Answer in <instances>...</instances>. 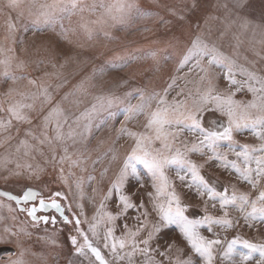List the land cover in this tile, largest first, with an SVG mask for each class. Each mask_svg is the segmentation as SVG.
<instances>
[{
    "label": "snow or ice",
    "instance_id": "snow-or-ice-1",
    "mask_svg": "<svg viewBox=\"0 0 264 264\" xmlns=\"http://www.w3.org/2000/svg\"><path fill=\"white\" fill-rule=\"evenodd\" d=\"M236 7H243L240 0H237ZM13 12L16 20L25 19L26 23L21 25L24 31L29 30L30 24L36 31L55 30L59 26L62 32H67L69 29L64 28V20L70 21L73 16H77L78 26L89 40L101 35L105 39H114L108 29L127 27L137 19L147 18L136 0H92V3H86L85 0H6V3L0 5V13L6 15L7 31L4 37L6 43H0V55H3L0 58V77L13 83L23 79L13 71L15 58L6 55L14 51L12 45L17 43V27L11 16ZM250 25L264 35V22L254 24L244 19L241 27L247 29ZM152 56L155 58L154 52ZM190 64L189 71L198 70L199 84L203 86L197 87L194 94L189 91L184 95V89H181L177 96L183 98L174 97L170 101L169 91L176 86V79L172 78L162 93L153 90L146 96L140 91L139 103L129 105L123 111L124 123L117 130V139L127 136L132 139L133 146L122 158L111 147L104 153L105 156L111 154L112 161H118L117 171L91 219L85 214L83 203L76 204L80 210L77 216L72 204L65 203L68 197L60 191L45 198L41 192L28 188L19 196L0 191V197L14 201L19 211L30 218L28 222L33 227L41 223L55 227L58 222L72 225L68 236L71 248L87 264H137L134 260L137 255L143 258L139 264H172V258L168 254L171 244L163 251L159 245L153 247V241L159 239V234L165 230H177L185 242L184 248L178 246L177 250L185 253L186 258L178 257L175 264H213L218 247L220 259H226L230 264H264V243H254L240 235L231 240L226 237L222 240L215 230L226 232L230 229L264 227V76L241 70L240 75L245 79H237L235 60L221 51L215 41L201 37L192 42L179 61L177 70ZM126 66L127 62L119 65L122 68ZM15 67L19 69L22 64H16ZM28 83L34 86L36 81L29 80ZM242 91L251 93L252 99H235L236 94ZM5 96L8 98V107L5 108L3 102H0V112H6L8 118L0 119V130L7 131L13 120L31 124L25 110L34 107V104L27 101L35 100V95L10 88ZM45 96L50 101L46 91ZM95 99L96 103L90 110L86 109L75 118V128L68 123V115L57 104L43 117L40 136L31 130L26 132V136L36 140L39 145L48 146L51 156L46 158V163H51L54 167L61 166L60 177L65 184L68 180L64 176L62 165L68 163L70 167H78L82 163V156L74 159L73 154L69 153L68 141L75 144L90 137L93 134L92 113L111 107L114 103L112 97L97 96ZM206 113L211 114L207 126ZM114 115L110 112L109 118ZM140 117L144 118L142 131H133L127 127L128 122ZM82 120L84 122L80 123ZM106 126L107 120L95 125L97 130ZM248 134L258 143L237 141L236 136ZM185 136L193 139L186 141ZM58 148L63 153L59 158ZM21 149L24 150V156H30L34 151L44 155L40 148L27 139L19 142L17 152ZM229 154L234 159H229ZM189 156H198L204 159V163L197 164ZM9 163L12 160L7 156L0 159V167L7 168ZM16 167L20 168L21 165L17 163ZM23 167L30 172L39 169L38 165L33 169L31 164ZM205 168L209 170L207 178L202 174V169ZM172 171L175 172L181 189L186 190V198H200L198 203L191 205L190 214H186L189 213V206L182 204L177 185L167 175ZM107 172L108 169L105 168L101 176ZM145 179L151 180L153 189L147 193L151 211L143 199L135 203L125 191L126 187L131 186L132 180L143 188ZM237 183L247 190L238 192ZM79 187L77 183V188ZM79 199H84L82 192ZM109 200L116 204L115 214L107 211L106 202ZM201 205L202 215L199 214ZM217 206L222 215L210 214V208L217 210ZM0 207L3 205L0 204ZM8 210L13 211L11 205H8ZM129 210L139 213L135 218L137 225L129 228L125 223L123 234L117 237L115 222ZM231 212L239 215L232 217ZM66 213H72L71 217ZM81 216L84 217L83 220ZM12 219L15 220V216ZM84 224H87V229L83 227ZM102 224L108 225L103 233L100 231ZM204 231L211 235H204ZM20 235L30 237L31 233L24 227L17 230L4 227L0 232V245L15 244L19 249L18 252L4 249L7 258L0 255V264H29L25 259L29 249L22 246ZM241 247L246 251H241ZM83 261H70V264H83Z\"/></svg>",
    "mask_w": 264,
    "mask_h": 264
},
{
    "label": "rangeland",
    "instance_id": "rangeland-1",
    "mask_svg": "<svg viewBox=\"0 0 264 264\" xmlns=\"http://www.w3.org/2000/svg\"><path fill=\"white\" fill-rule=\"evenodd\" d=\"M85 2L92 3V0ZM240 2L243 7H236L237 0H136L147 18L137 19L127 27L116 26L108 29L110 35L114 37L111 40L105 39L102 35L89 40L79 28L77 16H73L70 21L64 20V28L69 29L67 32H62L59 26L55 30L36 31L30 24L29 30L24 31L21 25L26 23L25 19L16 20V14L11 13L17 27V43L12 45L14 51L6 55L15 58L13 71L23 79L13 83L0 77V102H3L5 108L8 107V98L5 94L10 88L34 94L36 99L28 100L27 102L34 104V107L25 110L31 119V124L13 120L12 126L7 131L0 130V159L7 156L12 160L7 168L0 167V188L20 195L25 187H33L45 198L60 191L68 197L65 203L72 204L77 216L80 210L76 204L83 203L85 214L91 219L95 208L99 206L100 199L110 186V180L115 179L117 171L118 161H112L111 154L105 156L104 153L111 147L118 157L122 158L133 146L132 139L127 136L117 139V130L124 123L123 111L129 105L139 103L138 93L143 91L146 96L153 90L162 93L171 83L172 78L176 79V86L169 91L170 101L174 97L183 98L177 96L181 89H184L186 95L189 91L194 94L197 87H203L199 84L198 70L189 71L191 64L177 70L179 61L197 37L215 41L221 51L235 60L237 79H245L240 75L241 70L264 76V35L251 25L247 29L241 27L244 19L254 24L264 22V0H240ZM4 3L6 0H0V5ZM5 20L6 15L0 13V43H6L4 42V37L7 35ZM153 52L155 58L152 56ZM0 58H3V55H0ZM125 62H127L126 67H119ZM16 64H22V67L17 69ZM214 71L219 70L214 69ZM29 80L36 81V84L30 85ZM221 84L223 85V81ZM45 91L50 101L46 99ZM97 96L112 97L114 103L111 107L92 113L93 134L90 137L75 144L68 141L69 153L73 154L74 159L82 156V163L78 167H70L68 163L62 165L64 176L68 180L65 184L60 177L61 166L54 167L51 163H46V158L51 156L48 146L39 145L36 140L26 136V132L31 130L35 135L40 136L43 117L57 104L64 109L69 118L68 123L75 128L77 126L73 123L75 118L86 109L90 110L96 103ZM234 98L248 101L252 99V95L242 91ZM110 112L115 114L114 117L109 118ZM7 118L6 112H0V119ZM210 118L211 114L206 113V126ZM105 120L107 126L97 130L95 125ZM143 123L144 118L140 117L138 120L128 122L127 127L133 131H142ZM67 130L65 126V132ZM51 134L49 131V135ZM7 137L11 139L6 140ZM22 139H27L29 143L36 145L44 155L34 151L30 156H24L23 149L17 152V146ZM184 139L187 141L193 138L185 136ZM236 139L240 143H258L250 134L236 136ZM62 154L58 148L57 158ZM189 158L197 164L204 163V159L198 156H189ZM229 159L234 157L229 154ZM17 163L21 165L20 168L16 167ZM25 164H31L33 169L38 165L39 169L30 172L23 167ZM139 167L144 171L142 166ZM105 168L108 172L102 177L101 173ZM222 171L221 169L220 172ZM208 172L207 168L202 169V174L206 178ZM167 175L170 181L177 185L182 204L189 206V213L186 214H190L191 205L198 203L200 198L195 197L191 200L186 198L184 195L186 190L179 186L180 182L176 179L175 172H168ZM77 183L80 185L79 189ZM233 183L236 181L233 180ZM130 185L125 191L131 195L133 202L139 203V200L143 199L151 211V205L147 203V193L153 191L151 180L145 179L143 188L135 180L130 181ZM245 190L247 189L237 183L238 192ZM229 191L231 192L230 186ZM81 192L84 197L82 201L79 199ZM0 204L3 205L0 207V232L4 227H11L13 230L24 227L31 233L30 237L23 235L19 237L22 246L29 249L25 255L29 264H70V261H83L82 257L75 255L68 239L72 225L56 224L53 227L51 224L46 226L41 223L33 227L28 222L27 216L17 209L14 201L0 197ZM8 205H11L12 212H9ZM106 205L107 211L115 214L117 207L113 200L107 201ZM199 214H203L202 205ZM210 214L222 215L218 211V206L217 210L210 208ZM69 215L71 217L72 213ZM138 215V212L129 210L126 215L121 216L115 222V235L119 237L123 234L125 223L129 228H135L137 225L135 218ZM230 215L236 217L239 214L231 212ZM13 216L15 220L12 219ZM80 218L84 219L82 216ZM107 226L105 224L100 226L101 233ZM83 227L87 229V224ZM215 230L219 232L222 240L225 237L231 240L236 235H240L243 239L254 243H264V227L230 229L226 232ZM203 234L211 235L206 231ZM169 244L172 245L168 253L172 258V264H175L178 257L186 258L185 253L177 250L178 246L180 248L185 246L177 230H165L159 234V239L153 241V247L159 245L161 251ZM4 249L19 251L15 244L0 245V255H4L5 259L7 257ZM240 250L246 251L242 247ZM104 251L107 253V250ZM216 253L217 258L213 264H230V261L220 259L219 247ZM256 258L258 259V256ZM142 259L139 255L134 258L137 264ZM83 264H87V261H83Z\"/></svg>",
    "mask_w": 264,
    "mask_h": 264
},
{
    "label": "water",
    "instance_id": "water-1",
    "mask_svg": "<svg viewBox=\"0 0 264 264\" xmlns=\"http://www.w3.org/2000/svg\"><path fill=\"white\" fill-rule=\"evenodd\" d=\"M28 188H32V189L38 191L36 188H33V187H25V188L22 190V192H21L20 195H22V193H23L25 190H27ZM0 191L8 192V193H11V194H13V195H17V196H19L18 194L13 193V192H11V191H9V190H6V189H2V188H0ZM5 198H6V197H5ZM14 203H15V202H14ZM15 204H16V203H15ZM16 206H17V205H16ZM17 209H18V206H17ZM18 210H19V209H18ZM24 214L26 215V213H24ZM28 219H30V218H28Z\"/></svg>",
    "mask_w": 264,
    "mask_h": 264
},
{
    "label": "flooded vegetation",
    "instance_id": "flooded-vegetation-1",
    "mask_svg": "<svg viewBox=\"0 0 264 264\" xmlns=\"http://www.w3.org/2000/svg\"><path fill=\"white\" fill-rule=\"evenodd\" d=\"M66 214H68L69 215V213H66ZM58 215V214H57ZM70 216V215H69ZM28 218V217H27ZM57 224H62V223H60V222H58ZM70 226V225H69Z\"/></svg>",
    "mask_w": 264,
    "mask_h": 264
}]
</instances>
